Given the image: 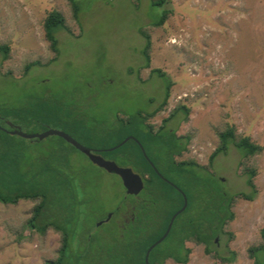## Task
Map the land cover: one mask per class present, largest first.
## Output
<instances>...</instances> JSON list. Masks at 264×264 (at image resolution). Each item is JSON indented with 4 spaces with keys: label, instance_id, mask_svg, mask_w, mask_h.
<instances>
[{
    "label": "rangeland",
    "instance_id": "374dc122",
    "mask_svg": "<svg viewBox=\"0 0 264 264\" xmlns=\"http://www.w3.org/2000/svg\"><path fill=\"white\" fill-rule=\"evenodd\" d=\"M78 1L83 6L80 25L73 18L69 0H0V42L11 46L7 60L0 56V117L8 110L22 108L29 93H37L51 100L52 109L59 103L61 110L40 127L23 123L27 132H42L44 127L62 129L55 119H64L65 110L89 116L93 123L103 124L104 129L115 126L118 119L143 109L152 111L162 102L164 82L151 72L156 67L165 70L174 83L167 106L149 121L157 128L180 103L189 108L188 119L185 120L183 110H178L166 123L178 134L192 135L183 159L206 165L219 143L217 129L226 123L235 124L238 133L249 135L264 147V0H170L167 6L173 12L162 26L151 24L158 8H150L149 0ZM52 9L65 14L71 30L56 33L60 54L47 63L55 53L45 38L43 20ZM140 28L151 34L149 67H143L141 49L145 39ZM33 60H41L45 65H34L25 72V63ZM9 120L14 122L1 119L5 124ZM77 139L94 148L118 144L115 138ZM41 140L32 142L25 151L24 157L28 156L36 165L43 162L60 139L51 135ZM156 152H152L155 161L167 170V158ZM115 159L141 174V163L128 150L119 151ZM241 160V152L233 144L228 153H220L212 165L217 178L206 172L211 184L210 201H204L208 197L204 185L189 187L192 203L184 215L199 221L202 203H212L216 194L212 188H217L216 184L228 194L251 192L243 169L255 167L257 192L252 199L236 197L232 205L235 216L225 226L232 238L221 233L216 240L215 246L223 255L235 251L234 259L220 262L204 251L203 244L187 241L191 252L184 264H255L249 247L264 243V148L244 164H240ZM72 165L77 178L75 186L83 183L77 191L87 202L86 226L95 227L104 241L117 239L125 232L128 237L129 231L140 224L152 231L159 226L158 217L166 221L169 214H160L167 212L164 199L156 202V197L144 193L141 201L151 203L153 211L159 214H136L134 222L128 224L132 214L124 213L132 211L134 201L139 199L127 196L120 176L94 164L75 149ZM175 177L179 180L182 176ZM34 203H0V264H44L45 259L56 256L60 234L49 229L41 235L25 225ZM116 206L120 213L97 227L105 213ZM262 256L260 253L261 259ZM165 264L181 263L167 260Z\"/></svg>",
    "mask_w": 264,
    "mask_h": 264
},
{
    "label": "trees",
    "instance_id": "16d2710c",
    "mask_svg": "<svg viewBox=\"0 0 264 264\" xmlns=\"http://www.w3.org/2000/svg\"><path fill=\"white\" fill-rule=\"evenodd\" d=\"M135 1L140 2L141 0ZM149 1L150 8H158V12L151 17V24L154 26L164 25L173 12V9L167 6L170 0ZM69 3L72 7L73 18L80 25L79 14L83 6L78 0H69ZM43 27L45 38L55 53L54 57L47 62L50 63L60 54L56 33L61 29L69 31L71 29L67 25L65 14L59 9H52L47 12L43 20ZM140 32L145 39L141 49L145 60L143 67H149L152 46L151 34L145 28H140ZM10 52V44L0 42V56L3 61L10 57ZM34 65H45V62L41 60L27 61L24 65L25 72H28ZM151 72L159 76L164 82L163 100L154 110L146 111L143 109L135 115H128L126 118L120 117L121 119L117 120L115 126L105 129L101 126L103 124L93 123L89 116L72 114L74 110H65L66 117L55 120L60 123V128L76 134L73 135L76 138L77 136L81 138L94 136L100 140L115 138V143H119L127 135L133 134L140 140L157 168L161 169L155 161L156 150L159 151L161 155L167 158V170L182 176L180 179L183 182H179L185 186L189 199L188 206L184 211L186 213L191 208L192 203V192L189 187L204 185L209 194H206L208 199L206 198L204 201H210L211 184L206 172L212 174L211 177L217 178L212 171V165L220 153H228L230 145L233 144L241 152L240 164H244L247 159L262 152L264 147L249 135L238 133L235 124L226 123L222 129H217L219 143L209 155L206 165L199 164L193 159L176 161L175 155L188 149L192 135L191 133L178 134L175 129L168 128L166 123L178 110H183L185 120L188 119L190 110L185 104L180 103L174 108L170 116L163 118L161 126L156 128L149 119L165 109L174 82L168 73L161 68H152ZM50 101L42 94L29 93L22 108L11 109L1 115L0 125L9 128V125L3 123L1 119H11L21 127H23V123L32 128L40 127L39 125H43L49 116H58L60 113L59 103H56L52 109L51 104H49ZM46 128L44 127V129ZM101 128L103 129L101 130ZM0 135V203L17 204L21 200L34 201V206L30 210L31 215L27 218L25 225L41 235H44L49 229L60 234V246L56 251V256L45 259L44 264H146V251L163 234L171 214L168 215L166 221L163 219L162 224L152 231H147L140 224L129 231L130 236L128 237H126L128 234L125 232L126 235L119 236L117 239L104 241L103 237L96 232L95 227L86 226L85 221L89 217V214L86 213L87 202H85L84 197L80 198L77 191L83 183L80 182L78 186H75L77 178L72 170L73 149H78L61 136L55 135L60 140H56L43 162L36 165L27 159L28 156L24 157L25 151L32 142L43 140L28 139L11 134L2 127H0ZM124 150H128L141 163L139 170L142 174L149 173L152 175L151 179L149 178L150 186L160 188L161 191L170 187L154 172V168L144 157L134 140H127L117 149L106 153L116 158L117 153L119 151L124 152ZM25 160L27 164H25ZM162 171L165 173V170ZM243 171L247 175V184L252 188L251 192L242 191L228 194L221 185L216 184L218 187L212 188L216 192L211 199L212 203H202L203 212L200 220L195 221L192 217L187 219L184 218L185 214H179L165 239L150 251V264H165L168 259H173L177 263H187L191 252V248L186 246L188 240L205 245V252L211 253L220 262L232 261L235 257V251L231 250V255H223L215 246L217 242L215 238L221 233H228L229 239L232 238V233L227 231L225 226L235 216L232 210L234 200L236 197L252 199L257 192L254 181L257 173L256 168L244 166ZM82 187L83 185H81ZM188 189L189 191H187ZM118 209L119 206H116L113 210ZM114 217L115 214L112 215L111 219ZM100 226L97 225V227ZM261 236L264 239V226L261 228ZM249 253L254 258L255 264H264V243L250 246ZM260 253L263 254L262 259L259 257Z\"/></svg>",
    "mask_w": 264,
    "mask_h": 264
},
{
    "label": "water",
    "instance_id": "95a60500",
    "mask_svg": "<svg viewBox=\"0 0 264 264\" xmlns=\"http://www.w3.org/2000/svg\"><path fill=\"white\" fill-rule=\"evenodd\" d=\"M7 124L9 125V128L3 127L1 125H0V127H2L4 130L10 132L11 134H16V135H19V136H22V137L28 138V139L37 138V139L41 140V139H44V138L51 136V135L61 136L67 142L72 144L76 149H78L79 151L84 153L94 164L100 166L101 168L105 169L108 172L115 173V174L119 175L120 178L122 179V182H123V185L126 189V192L129 194H137L144 187V181H143L142 175L140 173L136 172L132 167L120 165L114 160L107 159V158L103 157L101 154L96 153L92 147L83 144L77 138H75L72 134L68 133L67 131H65L63 129L48 127L45 130H43L42 132L36 133V132H27V131L23 130L21 125L16 124L10 120L7 121ZM130 137H134V136L126 137L125 139H123L121 142H119L115 146L107 148L106 150H113V149L120 147ZM138 142L141 146L144 157L148 160V162L151 164V166L154 168V170L161 175L158 168L155 166L154 162L148 156V154H147L144 146L142 145V143L140 141H138ZM182 193L184 195V204L179 211L183 210L186 207L187 201H188L186 194L183 191H182ZM176 215L177 214H174L172 216L170 223L168 224V227H167L166 231L163 233V235L160 236L147 249L146 254H145L146 264H150V262H149L150 251L158 243H160L162 240H164L165 237L168 235ZM110 216H111V214H108L107 219H109ZM99 223H101V222H98V224Z\"/></svg>",
    "mask_w": 264,
    "mask_h": 264
},
{
    "label": "flooded vegetation",
    "instance_id": "af4514ba",
    "mask_svg": "<svg viewBox=\"0 0 264 264\" xmlns=\"http://www.w3.org/2000/svg\"><path fill=\"white\" fill-rule=\"evenodd\" d=\"M161 124H162V122L160 123V125H158V127H160ZM131 135L135 137V135H133V134H129L127 136H131ZM134 137H130L128 140H130V139L134 140L138 144V146L140 147V149H141V146H140V144L138 142L140 140L137 137H135V138ZM108 147H98V148L92 147V148L94 149V151L96 153L101 154L103 157H105L107 159H111V160L116 161V159L112 155H109V154L106 153V152L112 151V150H106ZM113 150H115V149H113ZM141 151H142V149H141ZM186 151H184L181 154H176L175 155V160L176 161H182V160H184L182 158V156L185 155V152ZM158 170H159V172L161 173L162 176L159 173H157L155 170H154V172L163 181H165L167 184H169L170 187H167V190H162L161 191V189H159V188L150 186L149 178L151 179V176L152 175H150L149 173H147V174H142L141 173L142 178H143V181H144V187H143V189L139 193H137V194H129V193H127V196L128 197L131 196V197H134L136 199H139L138 200L139 202L134 201L135 203L133 205V210L132 211H130V212H126L125 211V213H124V214H132L131 215V218H130L131 219V222L130 221H126V222H128V224H130V223L132 224V222H134V220L136 218V214H159V213H155L153 211L154 209H153V206L151 205V203L148 204V203H144L145 202L144 200L141 201V196L144 193L151 194L152 196L156 197V199H155L156 202H158V200L162 202V199H164V201H165V209L167 210V212L166 213L163 212V213H160V214H171V216L169 218V221H168V224L170 223V220H171V218H172V216L174 214H177L176 217L179 214H185L184 211H185L186 207L188 206L189 199H188V195L186 194V190H185L184 186L179 182V180H176V177H175V174L174 173H170L168 170H165V173H164L160 168ZM176 174L179 175V173H176ZM182 191L187 195L188 201H187L186 207L183 210L179 211L182 208L183 204H184V195H183ZM180 198H181V202H180ZM119 213H120V210L119 209L118 210H110V211H108L107 213H105V214H107L106 217H104V218L101 219L102 221H100L101 223H99L98 226L103 225L105 222L109 221L112 218V215L113 214H119ZM108 214H111V216L109 217V219H107ZM176 217H175V219H176ZM158 219H159V226H160L162 224V222H163V219H162V217L161 218L158 217ZM168 224L166 226V229L168 227ZM166 229H165V231H166ZM217 239H218V237L215 238V240H217ZM188 241H191V240H188ZM204 251H205V245H204ZM168 260H172L174 263H177L173 259H168ZM181 264H184V263H181Z\"/></svg>",
    "mask_w": 264,
    "mask_h": 264
}]
</instances>
